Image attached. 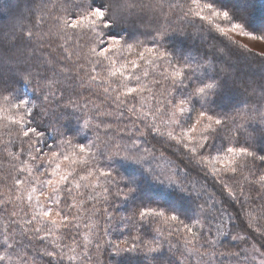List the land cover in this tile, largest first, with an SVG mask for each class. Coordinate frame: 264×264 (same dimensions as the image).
<instances>
[{
	"label": "snow or ice",
	"instance_id": "6c2138e0",
	"mask_svg": "<svg viewBox=\"0 0 264 264\" xmlns=\"http://www.w3.org/2000/svg\"><path fill=\"white\" fill-rule=\"evenodd\" d=\"M30 15L0 42V264H103L102 253L182 264L193 252L212 264L221 247L264 264V75L218 64L222 47L168 46L206 31L249 50L230 34L264 35L210 0H43ZM165 155L174 171L157 169ZM145 176L174 189L173 206Z\"/></svg>",
	"mask_w": 264,
	"mask_h": 264
},
{
	"label": "trees",
	"instance_id": "16d2710c",
	"mask_svg": "<svg viewBox=\"0 0 264 264\" xmlns=\"http://www.w3.org/2000/svg\"><path fill=\"white\" fill-rule=\"evenodd\" d=\"M42 2L43 0H0V42L10 43L13 41L15 39L14 30L15 33L18 34L20 31V25L31 27L32 20L30 10H34L37 5ZM52 2L54 3L55 0H52ZM188 2L190 3L191 0H188ZM202 2H204V0H202ZM210 2L221 10L229 11L234 20H238L244 24L247 31L256 35H264V0H210ZM210 45H215L225 49L224 54L216 56L217 63L229 66L241 77L258 78L264 75V56H262L264 54L254 52L250 49H242L237 44L231 43L218 33L206 31L189 32L183 36H173L168 41L170 49L177 52V54H184L189 51L195 53L198 50L205 51ZM87 54L88 47L85 46L80 52V55L82 57H86ZM25 90L27 91V95H32L30 90ZM241 98L240 94L235 91H233L230 95V99L233 102H236ZM97 103H99V101H97ZM151 105L152 100L149 98L146 101L145 108L143 110L147 111ZM214 106L217 107V110L229 109L228 101L225 99H217L216 105ZM0 136H3L4 140L8 139V137L3 135L2 132H0ZM0 163L7 166L6 160L0 161ZM61 164L62 168H67V162L62 161ZM176 166L177 161L165 155L163 159L158 161L157 169H168L169 171H174ZM116 167H119L120 171L125 175H133L137 179L142 176V169L130 161L120 160L116 163ZM2 174L3 173L0 172V175ZM192 179L195 180L196 178L193 176ZM144 181L152 199L168 206H173L171 201H174L176 197L171 193L174 192V189L169 188L167 185H160L159 183L153 181L151 177L145 176ZM126 208H128V205H123L120 208L119 214H127L125 212ZM259 213L260 208L258 205L246 208L244 214L245 222L248 223L250 218L254 220ZM237 231L239 230L237 229ZM239 234L244 235L242 232ZM173 243H175V240H173ZM217 251L224 253L225 255H217L216 259L212 261V264H235V261L229 258V249L221 247ZM99 258L103 264H138V262L143 260V253L138 255L129 253H120L119 255L102 253ZM209 258L210 257H206L202 261L194 252L191 262L184 257H177V259L182 261V264H208Z\"/></svg>",
	"mask_w": 264,
	"mask_h": 264
},
{
	"label": "rangeland",
	"instance_id": "374dc122",
	"mask_svg": "<svg viewBox=\"0 0 264 264\" xmlns=\"http://www.w3.org/2000/svg\"><path fill=\"white\" fill-rule=\"evenodd\" d=\"M230 36L233 40L237 41L241 45L246 46L248 49L260 54H264V40L254 41L250 37L240 36L235 33L230 34Z\"/></svg>",
	"mask_w": 264,
	"mask_h": 264
}]
</instances>
